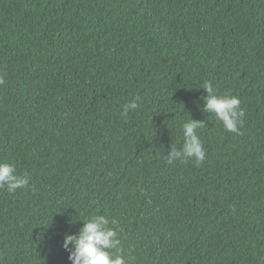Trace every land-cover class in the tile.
<instances>
[{"label": "trees", "instance_id": "1", "mask_svg": "<svg viewBox=\"0 0 264 264\" xmlns=\"http://www.w3.org/2000/svg\"><path fill=\"white\" fill-rule=\"evenodd\" d=\"M0 79V161L29 178L0 188V264H70L94 215L126 264H264V0H0ZM189 118L205 159L169 164Z\"/></svg>", "mask_w": 264, "mask_h": 264}, {"label": "clouds", "instance_id": "2", "mask_svg": "<svg viewBox=\"0 0 264 264\" xmlns=\"http://www.w3.org/2000/svg\"><path fill=\"white\" fill-rule=\"evenodd\" d=\"M0 83H3L2 79ZM203 89L207 92L203 110L214 113L226 131L239 134L238 124L240 117L244 115L243 110L239 109V98L229 94L217 95L210 84H206ZM136 108V102L130 101L124 106L121 115L126 117L129 109ZM203 126L202 121L191 118L182 124L183 146L181 149L170 147L166 157L169 164L177 160L186 163L189 159H194L197 164L204 161V146L196 134V129ZM28 184L27 175H17L13 164L0 161V188H7L11 193ZM108 225L109 220L104 215H94L83 221L76 234H64L61 246L68 253L70 264H126L118 233Z\"/></svg>", "mask_w": 264, "mask_h": 264}]
</instances>
